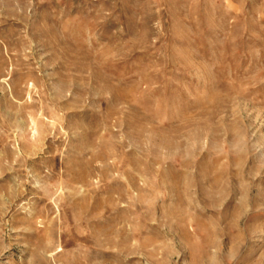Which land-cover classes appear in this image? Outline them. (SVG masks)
<instances>
[{"label": "rangeland", "instance_id": "1", "mask_svg": "<svg viewBox=\"0 0 264 264\" xmlns=\"http://www.w3.org/2000/svg\"><path fill=\"white\" fill-rule=\"evenodd\" d=\"M0 264H264V0H0Z\"/></svg>", "mask_w": 264, "mask_h": 264}]
</instances>
